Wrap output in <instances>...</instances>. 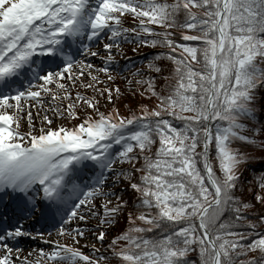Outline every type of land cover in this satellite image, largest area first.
Listing matches in <instances>:
<instances>
[{
  "label": "snow or ice",
  "instance_id": "1",
  "mask_svg": "<svg viewBox=\"0 0 264 264\" xmlns=\"http://www.w3.org/2000/svg\"><path fill=\"white\" fill-rule=\"evenodd\" d=\"M122 43L160 49L143 61L146 75L137 68L123 77L142 98L136 109L100 110L102 100L107 107L122 95L119 87L53 106L58 96L69 99L67 81L86 74L98 84V73L114 80ZM259 89L264 0H0V202L12 217H0V264H41L29 260L31 251L21 256L16 243L21 236L48 242L44 232L24 228L37 213L72 241L37 249L43 264H196L190 252L199 264H264V175L247 199L241 167L252 158L242 148L264 150L256 138L264 127L253 120ZM46 95L53 103L37 131L31 109L45 105ZM153 98L151 107L144 102ZM77 105L86 106L82 118ZM49 110L79 122L53 126ZM85 173L90 178L81 181ZM120 213L127 227L104 245ZM86 233L91 256L73 246L87 244Z\"/></svg>",
  "mask_w": 264,
  "mask_h": 264
},
{
  "label": "rangeland",
  "instance_id": "2",
  "mask_svg": "<svg viewBox=\"0 0 264 264\" xmlns=\"http://www.w3.org/2000/svg\"><path fill=\"white\" fill-rule=\"evenodd\" d=\"M132 18L129 16L127 18V20L125 21V26H130ZM97 47V45H93V48ZM136 48V51H133V49ZM143 49H145V47H139L137 48V46L133 43H122L120 45L119 48V52L120 54L115 55L114 57V61L112 62V68L113 71L111 73V75L114 76V80H105V73H98L99 77L101 78V83H95L94 81H91V79L85 74L84 76L80 77L77 82L75 84L72 83V81H67V85H68V89L70 90V97L69 99L65 100L63 99L62 95L58 96L54 102L53 106H58V105H64L65 107L67 106V104L69 103H74L76 101V93H81L82 95L86 96V97H98L100 95L99 92H95L94 89L99 88V89H103L105 87H111L113 89H115L116 87H119L121 90L122 95L119 96V98H117L113 103H107V107H105V101H101L100 104V110L101 111H107L108 109H112L113 107H115V109H117L120 113V115H125L126 114V107L128 106V104H130L131 102H133L134 100H136L139 95L133 97L131 95V93L128 91V84L127 81L123 78L124 76H128L130 75L132 72H134L137 68H141V69H145V65H137L136 62L132 63V59H134L135 57L133 56L134 53L136 52H140ZM102 55H103V49H100ZM114 53L116 52V48H113L112 50ZM77 59H79V57H77ZM88 59L97 66L102 65L103 60L101 58H92V57H88ZM134 64V67H130L128 69L127 72L123 71V66L125 64ZM120 68V69H119ZM83 84H92V87H84ZM158 84L161 85V83L158 80ZM157 85V84H156ZM107 95V93H105V96ZM112 95L115 97L116 93L115 91H113ZM43 99H45L46 103L45 105H36V107L31 109V113L33 115V120L32 123L34 125H36V129L37 131L39 130V127L41 126V120H40V116H42L45 112V109L48 108L49 104H52V98L50 95H46L45 97H43ZM155 100V99H153ZM153 100L151 101V103H154ZM150 102V101H149ZM61 111L63 109H60ZM76 110L80 113L81 118L84 116L85 114V110H86V106L85 107H80V105L76 106ZM27 109H25V112L22 113L21 115L23 116H27ZM39 111V115L37 114ZM88 111H91L90 109H88ZM47 114L52 117L53 119V126L56 125H67L68 127H71L73 124L78 123L79 121L76 119H69L67 118V113H65V118H59L56 115L53 114L52 111H48ZM28 130V121L27 119H23L21 121V127H20V131L26 132ZM155 145L153 146V151H154ZM125 165H117V167H124ZM243 168V165L241 166ZM256 170V169H255ZM253 174H255L254 171H252ZM88 176L90 178V174L89 173H85L84 177ZM83 177V176H82ZM85 179V178H84ZM82 178V181L84 180ZM246 179H248V177H246ZM255 180V179H254ZM253 179H251V181H254ZM251 182L246 184L247 186H250ZM119 188V186H117V189ZM253 188V187H252ZM253 191V189H252ZM255 191V190H254ZM113 202V204L116 203L115 201V197H111L110 198ZM96 203H99V198L97 199ZM111 206V205H109ZM128 209H125L124 212H127ZM124 213H120L117 216L116 219V225L115 227H110V230L108 232V238H106L104 240V245H108L109 244V239L112 236L118 235L120 233V230L123 228L122 226V215ZM125 215V214H124ZM70 224H74L75 222H69ZM83 223V222H81ZM90 225H94L98 223V218L97 219H93L90 220L88 222ZM44 232V231H42ZM51 232V235H48V233ZM45 236L47 238L48 242H44L41 240L40 236H35L36 238H38V242L35 244V246L33 247V250L31 251V255L29 256V260H40L41 264H43V261L41 260L39 253L37 251V249L39 248H43L46 252L53 246L51 241L54 240H59L61 243H70L71 241V237L69 236L68 233H65L64 236H57L56 232L53 231L52 229H49L48 231L44 232ZM86 237L88 240V243H85V239H80L78 244H74L73 246L75 247H79L80 250L87 255H93L92 253V249L90 247L91 243H92V236L91 233H86ZM120 244H123V241H119ZM97 248L100 249V252H105V249L99 244V242L96 243ZM106 254V253H105ZM110 262V261H109ZM109 262H104L102 261L101 264H115V261L112 263ZM81 264H84V262H81Z\"/></svg>",
  "mask_w": 264,
  "mask_h": 264
},
{
  "label": "trees",
  "instance_id": "3",
  "mask_svg": "<svg viewBox=\"0 0 264 264\" xmlns=\"http://www.w3.org/2000/svg\"><path fill=\"white\" fill-rule=\"evenodd\" d=\"M193 11H197L199 12L198 9H193ZM175 32H177V34L181 31L180 29H175L173 30ZM174 39H179V36H175ZM160 49H152V48H145L143 49V61L147 59V56L149 53L155 52V51H159ZM164 63H167V61H163ZM158 63H161V61H158ZM144 65V63H143ZM147 74V70L145 68V75ZM159 82L161 84L164 83L163 78H159L158 79ZM157 90L160 91V85L158 84L157 81ZM155 99V98H153ZM142 101V98L139 96L136 100H134L133 102H131L130 104H128V106L126 107V114H128L130 109H136V106ZM146 103L150 104V107L152 106L153 103H151V101H144ZM154 102V100H153ZM256 112H255V116L253 118L254 122H258L256 124L257 127H264V89H259L257 92V96H256ZM179 123V122H177ZM245 134H249L251 135V131L250 129H246L245 130ZM257 139H264V132H261L257 135L256 137ZM242 150L249 152V154L251 155V159H249L245 164H243V178L246 181L251 182L250 186H247L245 184V198L250 199V200H254V198L251 196V194L247 191L249 188L253 189L256 191V187H255V183L256 181L254 180L255 177L260 176V175H264V150H260V149H252L251 147H246V148H242ZM213 163L215 164V161H213ZM124 167H127V165H125ZM256 169V170H255ZM217 171V174H219V170L218 168L215 169ZM252 171L255 172V174L252 173ZM246 177H248V179H246ZM251 179H253L254 181H251ZM248 184V183H247ZM253 187V188H252ZM239 194V193H237ZM129 203H131V201L129 200ZM261 206L259 204H256V208L259 209ZM226 215V214H225ZM244 221H241V224H243ZM122 226L123 228L120 230L123 231L126 227H127V218L126 216L123 214L122 215ZM260 227H264V225H260ZM147 235H152V233H148ZM124 243V241H123ZM248 255H254V253L249 252ZM246 258V257H242ZM188 259L195 261L196 264H199V258H198V254L196 252H190L188 253ZM112 262H114V259L112 260ZM111 261L109 263H112Z\"/></svg>",
  "mask_w": 264,
  "mask_h": 264
},
{
  "label": "bare ground",
  "instance_id": "4",
  "mask_svg": "<svg viewBox=\"0 0 264 264\" xmlns=\"http://www.w3.org/2000/svg\"><path fill=\"white\" fill-rule=\"evenodd\" d=\"M38 215H39V213H38ZM35 218H37V217H33L32 220L35 219ZM28 240L29 239L26 238V240L22 242L26 247L22 246L23 248H22V251L20 253L21 256L28 255L29 252L32 251V249L30 247H28L30 245V242ZM15 255H16V253H13V256H15Z\"/></svg>",
  "mask_w": 264,
  "mask_h": 264
}]
</instances>
